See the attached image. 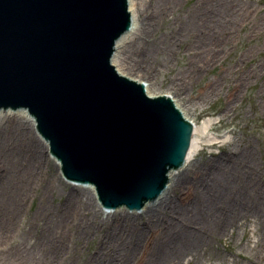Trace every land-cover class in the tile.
Segmentation results:
<instances>
[{"label":"water","instance_id":"1","mask_svg":"<svg viewBox=\"0 0 264 264\" xmlns=\"http://www.w3.org/2000/svg\"><path fill=\"white\" fill-rule=\"evenodd\" d=\"M127 5L0 0V107L27 108L67 179L93 183L104 206L137 209L183 163L192 124L111 63Z\"/></svg>","mask_w":264,"mask_h":264},{"label":"rangeland","instance_id":"2","mask_svg":"<svg viewBox=\"0 0 264 264\" xmlns=\"http://www.w3.org/2000/svg\"><path fill=\"white\" fill-rule=\"evenodd\" d=\"M206 1L217 2L227 8L222 14L226 22L221 21L219 28L214 25V31L205 27L198 36L188 29L176 36L186 21L189 8L199 3V0H179L155 23L154 29L151 27L147 31L146 36L140 34L138 12H135L134 28L127 34L125 48L118 51L130 64L134 58H140L138 65L142 63V56L148 53L146 64L151 69V75L145 80L154 91L172 96L198 127L196 137L201 142L191 155L193 173L195 170L196 175L204 171H222L226 165L231 166L239 160V154H249L254 176L264 184V0ZM131 3L133 9L135 4H139L138 9L142 7L144 11L149 6L148 10L153 12L150 7L152 0H131ZM243 13H246L245 19L241 17ZM209 50L218 54L215 59L207 54ZM208 59L210 61H206ZM196 68L200 71L193 76ZM124 70L132 75L140 74L137 69H133L134 72ZM174 84L181 88L182 100L174 95ZM211 88H214L213 92ZM4 113V109H0V114ZM44 156L48 162L46 176L51 178H46L40 188L32 190L25 209L34 212L44 199V204L53 215L61 218L65 192L74 184L88 186V183H67L49 152L45 150ZM47 183L52 186V191L44 190ZM89 192L92 196V190L89 189ZM189 192H185L184 188L177 191L178 196L174 198L176 206L190 205ZM156 199L139 210H127L125 207L104 209L94 199L92 206L101 212V216L115 209L130 215H142ZM142 216L143 220L157 224L163 213ZM240 222L243 225L233 233L213 234L208 238L192 264H264V223H259L256 218H250L248 223L242 218ZM77 223L70 231L62 224L66 255L56 264H99L103 253H113L114 244L109 245L108 239L104 240L109 226L93 222L87 224L80 220ZM54 228L56 226L51 222L32 227L31 231L39 241L56 231ZM23 238L25 236H18L16 241ZM153 245L152 238L145 248ZM104 261L105 258L102 263ZM142 261L143 257L136 256L129 263L142 264Z\"/></svg>","mask_w":264,"mask_h":264},{"label":"bare ground","instance_id":"3","mask_svg":"<svg viewBox=\"0 0 264 264\" xmlns=\"http://www.w3.org/2000/svg\"><path fill=\"white\" fill-rule=\"evenodd\" d=\"M178 1L152 0L151 12L148 10L149 6L144 11L142 7L138 9L139 4H135L133 9L129 0L132 15L130 29L134 28L135 12H138L140 34L146 36L147 31L151 27L154 29L155 23ZM194 5L189 8L185 26L180 27L176 36L187 32L188 29L199 36L205 27L214 31V25L219 28L221 21L226 22L222 19V14L226 13L227 8L217 2L199 0V3ZM242 16L245 19L246 13ZM130 29L117 40L111 62L121 74L143 81L146 93L156 94L158 92L145 80V77L151 75V69L146 64L149 54L142 56L140 65L137 64L140 58H134L130 64L126 62L125 56L119 54L118 50L125 48L124 42ZM207 54L211 59L218 55L215 50H209ZM124 68L130 72L137 69L140 74H129ZM199 71V68L194 69L192 75H197ZM177 85L172 87L173 93L182 100L181 88ZM213 90L214 88L210 89L211 92ZM171 98L173 99L172 96ZM173 101L183 115L188 117L180 104L175 99ZM4 111V114H0V264L60 262L66 255L63 239L65 232L61 226L65 224L66 230L70 231L79 220L87 224L93 222L100 223L103 227L109 226V230L104 233V240L108 239L109 245L114 244L115 249L112 250L113 253H103L99 257V264H130L129 260L135 259L136 256L143 257L142 264H192L213 234L233 233L243 225L240 222L242 218L247 223L250 218L264 223V184L254 176L251 155L239 154V160L232 164V167L226 165L222 171H204L205 175L204 172L196 175L195 170L193 173L191 155L196 145L201 142L196 137L198 127L195 123L191 145L183 165L176 168L177 171H168L165 187L157 195V199L155 198L153 206H149L142 213L146 217L153 212L163 213L157 224L143 220L142 215H130L118 209L107 211L101 216V212L94 210L92 206L93 199L95 202L97 200L91 184H74L65 192V207L61 218L53 215L51 209L44 204V199L34 212L26 211V202L32 190L40 188L49 177L45 172L48 162L44 151H47V145L36 133L33 119L26 110L8 108ZM26 122L29 125H26ZM55 163L58 167V163ZM192 173L193 175L189 176ZM48 183L44 190L52 191V186ZM181 188H184L185 192L190 191L188 197L191 202L187 207L183 206L185 209L176 206L174 200ZM89 189L93 192L92 196ZM51 222L55 224L56 231L46 238L36 240L31 228L49 225ZM18 236L25 238L16 241ZM152 238L155 245L145 248ZM103 258L105 263H102Z\"/></svg>","mask_w":264,"mask_h":264}]
</instances>
